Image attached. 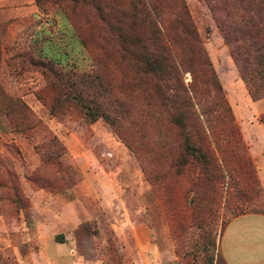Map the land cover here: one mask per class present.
Returning <instances> with one entry per match:
<instances>
[{"label": "rangeland", "instance_id": "1", "mask_svg": "<svg viewBox=\"0 0 264 264\" xmlns=\"http://www.w3.org/2000/svg\"><path fill=\"white\" fill-rule=\"evenodd\" d=\"M180 2L221 87L225 106L220 103L216 111L220 120L224 117L221 126L231 132L226 123L231 115L256 174L240 132H263L258 116L264 113V98L253 101L247 95L217 25L224 20L235 36L242 34V11L229 0ZM29 57L72 71L92 65L55 1L36 5L35 0H0V264H193L197 230L189 224L186 181L168 176L163 178L165 186L151 184L143 163L100 119L84 123L73 108L61 117L50 115L51 93L43 90L42 75L24 59ZM180 76L188 87L190 73L182 71ZM198 79L205 103L211 98V77L201 72ZM38 91L46 104L37 99ZM132 101L137 110L142 99L134 93ZM32 120H40L43 129ZM125 133L144 142L141 150L155 142L148 130ZM48 135H54L64 151L42 165L34 145ZM144 165L162 169L165 162L148 160ZM237 183L245 191L251 186L247 175L239 176ZM239 202L233 195L227 201L222 194L213 205V264H222L217 238L223 219ZM247 211H264V200H256ZM172 230L178 233V244Z\"/></svg>", "mask_w": 264, "mask_h": 264}, {"label": "trees", "instance_id": "2", "mask_svg": "<svg viewBox=\"0 0 264 264\" xmlns=\"http://www.w3.org/2000/svg\"><path fill=\"white\" fill-rule=\"evenodd\" d=\"M53 1L89 53L92 65L72 71L48 60L24 58L42 75L43 90L51 93L49 114L61 117L73 108L84 123L102 120L143 163L142 171L153 185L159 182L165 186L163 178L168 176L184 179L185 193L190 194L186 202L189 224L197 230L193 264H213V205L218 198L223 194L227 201L232 195L240 200L230 209V216L223 219L225 223L249 212L247 208L256 200L264 199L231 115L226 119L231 132L223 130L225 124L221 126L224 117L220 116V120L216 112L220 103L225 106L221 87L184 4L180 0ZM229 1L230 6L242 11V34L235 36L224 20L217 24L218 30L247 95L258 100L264 97V0ZM35 2L40 4V0ZM209 7L214 9L212 4ZM182 71L191 75L188 87L182 82ZM201 72H208L211 77V98L205 103L200 98L206 93L198 87ZM134 93L142 99L137 110L133 107ZM37 99L46 104L40 91ZM225 109L228 111L227 106ZM258 119L264 128V113ZM32 124L43 129L40 120H32ZM131 128L154 132L155 142L141 150L144 142L133 141L125 133ZM34 149L42 165L64 151L54 135L45 137ZM148 160H162L165 167L149 168L144 165ZM241 175L250 178L249 190L237 183ZM15 195L19 197L17 191ZM167 200L162 199L163 203ZM171 234L178 244L177 231L172 230Z\"/></svg>", "mask_w": 264, "mask_h": 264}, {"label": "crops", "instance_id": "3", "mask_svg": "<svg viewBox=\"0 0 264 264\" xmlns=\"http://www.w3.org/2000/svg\"><path fill=\"white\" fill-rule=\"evenodd\" d=\"M259 113L261 112L255 115ZM262 131L240 133L255 164L257 179L264 190L263 127ZM217 245L220 248L222 264H264V214L245 212L231 218L221 229Z\"/></svg>", "mask_w": 264, "mask_h": 264}]
</instances>
